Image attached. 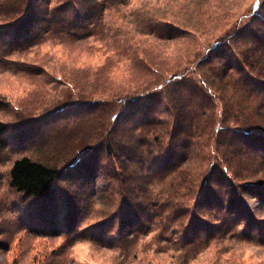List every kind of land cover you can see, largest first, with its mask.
Returning <instances> with one entry per match:
<instances>
[{
    "label": "rangeland",
    "instance_id": "374dc122",
    "mask_svg": "<svg viewBox=\"0 0 264 264\" xmlns=\"http://www.w3.org/2000/svg\"><path fill=\"white\" fill-rule=\"evenodd\" d=\"M17 1L0 0V122L9 126L0 142V264H264V67L236 68L257 48L250 34L262 29L263 0L260 16L257 0H125L107 5L99 34L75 41L31 24L42 5L51 11L67 0ZM40 30L30 46L12 47ZM224 38L229 50L208 58ZM83 71L109 73L118 92L95 101L110 102L111 113L69 111L88 102L68 79ZM172 74L186 75L181 86H165ZM114 96L150 97L155 123L143 133ZM184 103L189 122L201 125L179 161L186 135L174 130ZM122 126L130 132L121 138L143 137L157 166L108 156L109 132ZM25 156L65 172L51 199L10 186ZM129 200L151 207L138 212ZM134 211L148 213L145 224H122Z\"/></svg>",
    "mask_w": 264,
    "mask_h": 264
},
{
    "label": "trees",
    "instance_id": "16d2710c",
    "mask_svg": "<svg viewBox=\"0 0 264 264\" xmlns=\"http://www.w3.org/2000/svg\"><path fill=\"white\" fill-rule=\"evenodd\" d=\"M24 4L28 3L29 0H19V3L24 2ZM127 1V0H126ZM125 0L117 1V0H67L65 4L60 5L59 7H56L50 11L49 5H42V7L39 9V13H36L32 18L36 20L37 22L31 21L32 29L39 28L41 26H44V28H47V30L51 29L52 33H55L58 38H65L69 39L71 41L81 39L82 37L86 36H92L97 35L100 33L102 29V22L101 17L102 14L107 7V5L111 4H117L126 2ZM262 0H257V2L252 6L253 11L257 13V15L261 14L259 11L262 9ZM16 0V6L17 5ZM201 4V3H200ZM264 5V0H263ZM13 7V5H12ZM34 14V13H33ZM260 16V15H259ZM263 19L262 22V29L256 30V33L250 34L252 38H256V41L254 42V46H257L256 49H248L242 60V64L236 65V68L238 71H243L245 66H250L251 64H260L262 67H264V15L260 16ZM31 18V15L29 16ZM38 25V27L36 26ZM173 29V28H172ZM39 30V29H38ZM41 31L38 32V35L31 34L30 39L27 40L29 37H23L21 40H18L16 43H12V47L14 46L16 48H25L26 46H30L31 40H35L39 36H41ZM177 31L176 29H173V32ZM26 34H30V31H27ZM231 35L228 36V38ZM228 38L220 39L215 41L210 49L207 50L208 54L207 57L209 58L216 50L221 51L228 49L229 50V43L227 42ZM228 43V44H227ZM205 49H208L205 47ZM212 51V52H210ZM211 53V55H209ZM138 64L144 65V61L137 60ZM240 63V61H239ZM149 68H147L146 73H152V68L154 66V63L149 62ZM242 65V66H241ZM232 67H235V64L232 65ZM146 69V68H144ZM186 78V75L184 74H172L168 77V79L164 80L165 86H168L170 84L178 85L182 84L184 79ZM70 80V84L77 89L81 95V98L84 101H87V104L84 103L81 105V107H72L69 111H78V110H85V112L90 111L91 112H98L99 109L101 110L106 109L107 113H111V110H113L112 104L104 103L102 104L100 101H95L96 96H111L115 95L118 92V88L113 84L109 73L107 71L97 72L95 74H90V71H83L82 74L78 75L77 73H74L68 77ZM190 80L192 82L195 80L194 78L190 77ZM248 84L251 82L250 78L247 77ZM180 84V86H181ZM204 84H207V81L204 80ZM163 88V85H161ZM164 86V87H165ZM198 87V86H197ZM197 89L200 90L203 99L205 102H210V99H212L211 94H207L205 91L204 86L198 87ZM83 96V97H82ZM118 96V95H116ZM145 96L142 95L141 98ZM157 96V95H155ZM153 96V98L155 97ZM141 98H132L131 96L127 98L122 97H115L114 99L117 101L116 103H122V107L126 110L132 109V115L133 119L125 114L122 115L121 118H124V120L128 119L127 117L131 118L133 121L132 123L134 126H141L143 129V133H145V129L148 127V125H152L155 123V120L153 118V112L155 111L154 105L150 101V97H148L146 100L141 101ZM185 104V103H184ZM181 104L180 107L184 109L182 112H180V115L177 119L176 128L174 130V133L176 135H186V138L184 140V143L182 144V149L179 154V161H186L191 155V150L195 146L193 141H191L190 138H187L188 135L193 136L192 132L196 130V127L198 128L201 123L195 124L189 122V116L187 113V105ZM104 111V110H103ZM60 113V112H59ZM119 113L112 112V119L115 120V122L118 121ZM131 120H126V124L129 122L131 123ZM125 121H123L124 123ZM199 122V121H197ZM196 123V122H195ZM117 123H115L116 125ZM219 124V123H218ZM224 127V126H220ZM218 128L222 129V128ZM8 124H4L0 122V142L2 145L5 144V140L2 138L5 134L8 132ZM150 130V129H149ZM113 132V129L109 132L110 136L108 137V142L105 144L106 152L108 156L112 158H116L120 161V163L123 165L128 164L127 166L132 164H140L141 169H146L145 165H147L148 169H151V167L154 168V166H157L160 162H158L156 159V156L154 157L152 153H148L146 156V151L143 152V140L144 138L139 136L138 139L136 136L132 137V142H127V140H123L121 137L125 136V133H129L130 129H126V126L119 127V129L116 131V133L111 134ZM194 133V132H193ZM131 134V133H130ZM129 134V135H130ZM140 135V134H138ZM131 138V137H130ZM147 142L144 143L146 147ZM147 150V149H146ZM174 150L176 151V148L174 147ZM140 151V155L138 154ZM174 151V154H175ZM177 154V155H178ZM139 155V156H138ZM138 156V157H137ZM91 158V156H90ZM169 159L165 162L168 164ZM171 162V161H170ZM174 165V161L172 162ZM152 164V165H150ZM162 164V162H161ZM179 164V163H178ZM71 167H75V165H72ZM226 165L222 166V172L224 171ZM147 169V170H148ZM160 172V171H159ZM158 172V173H159ZM157 173V174H158ZM65 172L58 169L57 167H51L49 165L44 164L41 161H36L31 159L30 157H22L20 159L15 160V162L12 165L11 171H10V186L14 188L17 192L22 193L26 196H29L36 200H49L52 196H54V190L56 183L58 181L65 180ZM143 180V179H141ZM143 181H138L136 183V186L141 184ZM143 203H139L137 201L129 200L128 201V208L130 209L134 207V209L138 212H145L148 208L151 207L150 205L148 208H145ZM147 207V206H146ZM133 211V209H132ZM136 217H132L133 220L130 219H124L122 224L127 225L128 223L132 222L134 223V219L138 218L140 221H143L142 223L145 224L146 219H148L146 212L144 215V219L141 218V213H135ZM137 221V220H136ZM124 225V226H125ZM124 234L123 230L119 233L120 235ZM122 238L125 239V242H131L132 239H127L128 237L123 236ZM124 242V243H125Z\"/></svg>",
    "mask_w": 264,
    "mask_h": 264
}]
</instances>
